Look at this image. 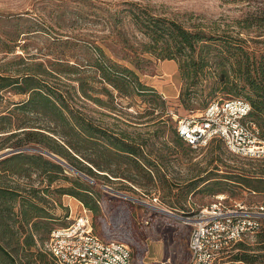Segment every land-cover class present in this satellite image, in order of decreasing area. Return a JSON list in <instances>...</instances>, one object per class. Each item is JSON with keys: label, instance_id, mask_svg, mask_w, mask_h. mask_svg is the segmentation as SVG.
<instances>
[{"label": "rangeland", "instance_id": "obj_1", "mask_svg": "<svg viewBox=\"0 0 264 264\" xmlns=\"http://www.w3.org/2000/svg\"><path fill=\"white\" fill-rule=\"evenodd\" d=\"M128 2L186 28L201 29L212 38L207 47L197 48L193 60L182 51L171 60L162 59L158 51L141 53L140 43L147 38L130 20ZM263 13L264 0H0V75L23 72L40 63L48 71L45 79L49 85L60 91L73 109L100 125L109 136L143 141L150 159L161 157L158 161L169 181L181 186L194 174L210 177L186 196L185 188L169 193L158 176L149 180L145 172H136L130 157L110 154L103 144L99 157L87 152L104 170L93 167L98 174L87 175L89 179L63 165L68 175H78L91 185L93 197L100 203L101 216L89 211L93 231L99 221L105 220L111 234L132 251L133 264H189L191 226L187 218L214 202L217 195H224L229 205H264L263 185H259L261 190L254 188L255 177L264 179V159L234 155L221 141L191 150L174 147L171 141L177 121L196 113L211 99L254 96L237 75L246 67L253 74L264 56ZM236 39L242 40L246 54L228 45ZM94 45L111 60L134 70L140 81L155 92L138 94L129 87L130 92L122 95L101 81L99 72L88 65L97 56ZM121 56L142 60L136 68ZM222 69L231 75L228 83L216 78ZM78 78L92 97L101 99L100 103L81 95ZM24 98L9 89L0 90V153L20 148H33L26 150L34 152V148L41 147L23 144L15 148L18 136L6 138L8 130L16 131L17 127L45 125L40 116L10 111L13 102ZM144 169L154 171L151 166ZM239 175H245L250 184L237 182ZM20 181L38 185L34 174ZM58 183L70 185L61 180L53 183L49 192L39 193L46 200L41 205L51 214L48 227L36 235L42 251L39 263L55 264L45 249L50 229L67 226L82 208L86 209L77 198L55 192ZM169 202H184L185 213L171 209ZM245 240L252 243L254 235ZM4 241L5 246L14 247L12 240ZM228 259V255L218 257L214 264H246ZM21 261L26 260L21 257Z\"/></svg>", "mask_w": 264, "mask_h": 264}, {"label": "trees", "instance_id": "obj_2", "mask_svg": "<svg viewBox=\"0 0 264 264\" xmlns=\"http://www.w3.org/2000/svg\"><path fill=\"white\" fill-rule=\"evenodd\" d=\"M127 4L128 8L126 10L129 12L130 20L147 38V41L140 43L141 53L153 54V52L158 51L162 59L171 60L175 59L177 51H182L189 56L190 60H193L192 54L197 48L207 47V42L212 38L211 35L201 29L186 28L175 20L152 14L145 8L137 6V4L132 2ZM260 18L264 21V13ZM24 32L19 31V34ZM241 43V39H236L235 43H228V45L246 54ZM94 50L97 56L88 65L99 72L101 81L110 84L122 95H127L130 92L129 87L133 88V91L138 94L155 92L153 87L140 81L134 70L108 58L100 46L94 45ZM120 59H128L136 68L139 67L138 63L142 60L139 57L127 58V56H121ZM199 62L203 64V59L200 58ZM47 72L46 69L41 68L40 63H35L33 69L12 75H0V90L9 89L13 93L26 96L20 101L13 102V109L10 111L20 110L24 113H32L42 117L45 122L44 127L20 126L14 129L16 131L8 130L10 133L6 137L7 139L12 136H18V139L13 143L15 148L21 147L23 144L41 146L42 148L36 147L34 149L45 150L56 155L64 160L70 168L89 178L87 175L98 174L93 171V167H96L98 171L104 170L99 168L100 165L94 159L88 157L87 152H93L96 157H99L100 147L103 144L110 154L119 153L130 157L136 165V172H145L149 180L158 176L162 184L167 187L169 193L174 189L182 190L185 188V196L195 190L198 185L210 179V177L194 174L181 186L176 182L169 181L162 167L161 160L158 161L162 159L161 157L159 159H150L141 140L133 139L130 142L114 134L107 135L100 125L94 124L84 117L80 111L73 109L62 93L49 85V82L45 79ZM237 76L248 84L254 96L246 98L232 96L214 99H244L251 107L250 120L263 131L264 56L258 66L254 67L253 74L246 67L243 71L239 69ZM216 78L223 83H228L231 75L227 70L222 69L217 73ZM78 82L80 84V93L83 97L92 98L98 103L101 102L98 97L90 95L81 79L78 78ZM227 93H231V91ZM171 138L174 147H185V149L191 150L178 136L176 125L171 131ZM213 141L220 140L212 139L211 142ZM33 151L24 150L0 159V259L2 263L4 262L3 264H47V262L39 263L41 259L39 255H42V251L37 246L36 235H38L40 229L48 227L47 223L51 219V214L41 205L46 200L39 193L49 192L53 183L61 180L68 184L70 183V185L58 183V185H55L54 191L60 195H69L77 198L87 210L92 211L94 216H101V206L99 201L93 197L94 193L90 189L91 185L78 175H68L63 167L64 164L57 162L48 155V157L43 155L44 153L38 150ZM149 166L154 167V171H146L144 169V167ZM32 174L38 177V185L33 186L29 182L22 183L20 181L23 178L30 179ZM152 174L154 175L152 176ZM254 179L257 182L254 188L259 189V185H263L264 189V179L262 177H255ZM242 181L247 185L250 184L245 175H239L237 182ZM215 184H219V182L216 181ZM168 206L173 210H179L183 214L186 210L184 209V202H169ZM98 223L97 226L94 224L97 228L93 233L101 240L104 242L112 240L122 242L111 234L108 229L110 227L105 220L102 219ZM263 223L264 219L262 220ZM262 224L254 234L252 243L246 240L238 241L231 248L223 250L219 257L228 255L229 259L227 261L264 264V225ZM54 228L57 227L51 228L49 234ZM20 238H22V241L19 240ZM38 238L40 239V237ZM4 240L7 242L12 240L15 243L14 247L5 246L3 244ZM48 254L53 262L57 264L52 255L49 252ZM131 256L133 262L132 251ZM21 257L25 258L26 261L22 262Z\"/></svg>", "mask_w": 264, "mask_h": 264}, {"label": "built area", "instance_id": "obj_3", "mask_svg": "<svg viewBox=\"0 0 264 264\" xmlns=\"http://www.w3.org/2000/svg\"><path fill=\"white\" fill-rule=\"evenodd\" d=\"M250 104L241 98L213 99L203 109L177 121L178 136L191 149L219 139L227 150L246 159H264V130L250 120ZM201 207L187 223L189 264H214L223 250L253 236L264 219L263 204H225L224 195ZM89 210L65 227L51 230L45 249L57 264H133L129 247L104 242L93 233Z\"/></svg>", "mask_w": 264, "mask_h": 264}, {"label": "water", "instance_id": "obj_4", "mask_svg": "<svg viewBox=\"0 0 264 264\" xmlns=\"http://www.w3.org/2000/svg\"><path fill=\"white\" fill-rule=\"evenodd\" d=\"M26 149H33V148H20V149H15V150H10V151H5L3 153H0V159L10 155V154H14V153H17V152H21L23 150H26ZM34 150H38L40 151L41 153H44L45 155H48L49 157L53 158L54 160H56L57 162L59 163H62L64 165H66L67 167H69L66 162L64 160H62L61 158L57 157L56 155L48 152V151H45V150H41V149H34ZM70 168V167H69ZM72 169L73 171L77 172L76 170H74L73 168H70ZM79 174H81L82 176H84L85 178H87L84 174L80 173V172H77ZM89 179V178H87Z\"/></svg>", "mask_w": 264, "mask_h": 264}, {"label": "bare ground", "instance_id": "obj_5", "mask_svg": "<svg viewBox=\"0 0 264 264\" xmlns=\"http://www.w3.org/2000/svg\"><path fill=\"white\" fill-rule=\"evenodd\" d=\"M121 196H122V195H121ZM124 197H125V196H124ZM126 198H127V197H126ZM157 210H159V211L162 212V213H167V214H169V215H172V214L166 212L165 210H162V209H157ZM173 216H175V215H173Z\"/></svg>", "mask_w": 264, "mask_h": 264}]
</instances>
